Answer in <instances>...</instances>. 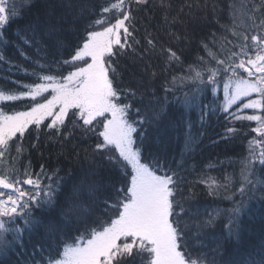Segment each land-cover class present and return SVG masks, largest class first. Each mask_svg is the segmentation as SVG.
Returning a JSON list of instances; mask_svg holds the SVG:
<instances>
[{
  "label": "snow or ice",
  "instance_id": "snow-or-ice-1",
  "mask_svg": "<svg viewBox=\"0 0 264 264\" xmlns=\"http://www.w3.org/2000/svg\"><path fill=\"white\" fill-rule=\"evenodd\" d=\"M149 2L105 0L99 5V15L85 20L68 58L49 60L41 55L33 59L18 48L29 65L22 67L4 52L9 43L4 33L18 18L16 4L14 0H0V64L7 65L10 74L13 69L23 71L32 81H14L16 88L0 89V102H26V110L11 112L0 103V264H9L13 255L19 258L25 233L31 236L39 229L62 245V252L49 244L46 256L42 248L40 260L33 254L27 264H227L217 261L215 255L211 261H206L203 253L194 258L189 251V225L183 222L182 226L183 217L188 215L183 201L194 194L189 188V196L182 195L186 182L182 172L196 170L195 166L185 167V157L200 142L192 134L191 123L187 124L175 167L151 151L146 126L167 114L169 94L184 115L199 109L202 123L206 116L222 115L227 121L224 137L229 139L243 133L236 122H255V127L247 125L256 134L247 141V154L229 161L231 173L217 178L202 170L195 181L206 187L209 196L223 197L231 204L227 209L206 211L196 225V237L219 221L224 231L213 252L222 255L226 244L241 242L243 217L252 203H264V0L229 4L231 27H221L232 39L225 37L220 43L213 33L207 42L201 41L205 55L196 57L187 75L165 79L162 101L156 98L145 105L144 93H139L141 99L137 100V88L117 83V58L162 56L165 67L161 72L181 62L177 51L162 44L158 47L150 33L144 37L146 46L140 47L136 13ZM185 6L190 15L194 7L207 9L208 0ZM211 10L216 13L215 3ZM182 14L184 7L171 22L175 24ZM35 32L31 26L21 30L20 44L31 47L38 43ZM170 35L180 38L175 33ZM56 47L63 49L66 45L57 40ZM36 51L40 53L41 49L37 47ZM150 75L156 78L158 73L151 71ZM220 91L222 103L213 100L215 107L203 104L205 93ZM33 131L37 141L41 132L57 141L69 140L77 132L84 138L94 137L92 151L84 149V158L95 162L99 157L117 168L122 175L121 186L86 178L66 190L60 169L49 172L41 165L38 172L33 170L30 161L23 163L22 144L26 133ZM76 156L79 158V153ZM73 225L78 232L81 228L83 231L69 242L68 230ZM246 256L242 264H264V241Z\"/></svg>",
  "mask_w": 264,
  "mask_h": 264
},
{
  "label": "trees",
  "instance_id": "trees-1",
  "mask_svg": "<svg viewBox=\"0 0 264 264\" xmlns=\"http://www.w3.org/2000/svg\"><path fill=\"white\" fill-rule=\"evenodd\" d=\"M14 2L18 18L4 33V37L9 42L4 52L13 63L28 67V63L19 54L18 48H22L27 56L33 59L41 55H46L49 60L68 58V53L72 51L71 46L76 43L77 36L83 32L85 20L96 18L99 15V5L105 0H14ZM233 2L239 4L241 0H208L207 9L194 7L192 14L189 15V9L185 5L186 3L195 5V0H165L163 5L161 0H150L146 7L136 13L138 22L136 36L141 39L140 47L146 46L144 37L150 33L158 47L162 44L164 47L171 46L173 50L177 51V54L181 56V62L174 63L167 67L166 72H161V68L165 67L162 56L154 54L145 56L143 60L131 55L119 57L116 64L119 73L117 83L124 87L137 88V100L141 99L139 93H144L143 103L145 105H148L150 100L154 102L156 98L162 101L165 97V79L171 80L173 76L187 75L188 66L194 64L196 57L205 55L201 41L207 42L213 33L216 34L220 43L225 42V37L232 39L230 33L221 26L231 27L232 21L228 6ZM200 3L203 4L204 0H200ZM213 3L217 5L215 14L211 10ZM81 6L84 7L83 12H81ZM181 7H184V14L173 24L171 18L177 16ZM30 26L36 29L35 38L38 43L28 47L20 44L18 33ZM171 33H175L180 38H173ZM27 35L32 36L33 33L28 32ZM57 40L64 41L66 47L57 49ZM225 46L227 47V45ZM37 47L41 49L40 53H37ZM151 71L158 73L156 78L151 77ZM14 81L32 82L23 71L16 72L13 69L10 74L7 71V65L0 64V89L16 88L17 85ZM184 90L187 91L186 88ZM179 94L177 93V95ZM213 100L222 103V91L217 94L205 93L203 104L215 107L212 104ZM0 103L8 112L26 110L24 101ZM153 106H155L154 103ZM200 114V110L195 109L184 115L177 109L169 94L167 114L159 122L146 126L147 135L151 140V151L159 155L161 160L166 161L169 166L175 167L180 161L187 124L191 123L192 134L197 136L200 142L195 151L185 157V167L195 166L196 170L182 172L186 178V182L182 185V195L188 197L189 188H192L194 193L190 199L183 201L188 215L183 217L182 226L183 222H187L189 225L187 229L189 251L194 254V258L196 254L203 253L206 261H211L215 255V259L219 262L242 264L247 258L246 254L258 247L261 241H264V203L253 202L249 212L243 217L241 242H229L222 249V255L214 254L213 250L224 231L223 225L218 221L216 227L203 229L198 237H196L198 231L196 225L204 218L206 211L210 212L213 208L227 209L231 207V204L223 197L209 196L206 187L195 183V181L202 170H206L209 175L217 178H221L225 173H231L233 168L229 161H238L247 154V141L256 135L251 133L250 127L247 125L251 124V127H255V122H236L237 127H243V133L229 139L224 137V126L227 121L223 119L222 115L206 116L202 123ZM248 114H251V110H248ZM17 143H21V141ZM22 144L23 163L27 164L30 161L32 169L37 172L41 165L49 172L60 169L59 175L64 177L66 190L86 178L102 181L108 186H121L122 175L117 168L112 167L99 157L95 158V162L92 159L84 158V149H87L89 153L92 151L95 144L94 137L84 138L77 132L69 140L57 141L50 139L48 133L41 132L37 141L36 133L33 131L31 134L26 133ZM33 144L36 146L33 147ZM76 153H79V158ZM12 155H15L14 150ZM209 165H214V167H209ZM93 173H95L94 176ZM197 212L199 215H196ZM37 215L41 214L38 212ZM226 222L225 219L224 223ZM76 228L77 226L73 225L68 230L69 242H72V238L79 236L83 231L81 228L78 232ZM49 244L62 252V245L51 239L43 229L35 231L31 236L25 233V247L22 254L19 258L13 255L9 264H19V262L27 264L33 254L34 258L39 261L41 249L46 250L44 253L46 256Z\"/></svg>",
  "mask_w": 264,
  "mask_h": 264
}]
</instances>
